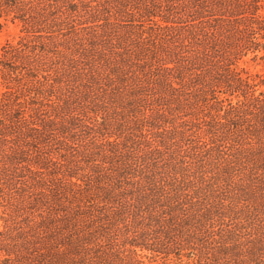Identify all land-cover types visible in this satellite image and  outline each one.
<instances>
[{
    "label": "trees",
    "instance_id": "1",
    "mask_svg": "<svg viewBox=\"0 0 264 264\" xmlns=\"http://www.w3.org/2000/svg\"><path fill=\"white\" fill-rule=\"evenodd\" d=\"M0 14V264H264V0Z\"/></svg>",
    "mask_w": 264,
    "mask_h": 264
},
{
    "label": "rangeland",
    "instance_id": "2",
    "mask_svg": "<svg viewBox=\"0 0 264 264\" xmlns=\"http://www.w3.org/2000/svg\"><path fill=\"white\" fill-rule=\"evenodd\" d=\"M2 15V14H0ZM10 18V17H9ZM21 36V27L18 21L9 22L8 20L5 21L3 17L0 16V54L2 51L8 47V45L15 46ZM245 63L241 65L246 69L250 70L251 72H263L264 71V63L261 61L251 62L249 59H243ZM3 93V86L0 80V98L1 94ZM170 258V260L163 259L159 256L151 258L149 261H145V264H179L177 259ZM181 264H185V260Z\"/></svg>",
    "mask_w": 264,
    "mask_h": 264
}]
</instances>
